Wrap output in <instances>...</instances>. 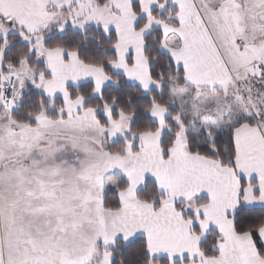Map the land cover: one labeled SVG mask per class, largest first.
<instances>
[{"label":"snow or ice","instance_id":"snow-or-ice-1","mask_svg":"<svg viewBox=\"0 0 264 264\" xmlns=\"http://www.w3.org/2000/svg\"><path fill=\"white\" fill-rule=\"evenodd\" d=\"M0 264H264V0H0Z\"/></svg>","mask_w":264,"mask_h":264},{"label":"rangeland","instance_id":"rangeland-1","mask_svg":"<svg viewBox=\"0 0 264 264\" xmlns=\"http://www.w3.org/2000/svg\"><path fill=\"white\" fill-rule=\"evenodd\" d=\"M209 95H211V93H209ZM197 108H198V110H201V111H203L204 109H203V105H197ZM207 111L208 112H214L215 111V108H208L207 109Z\"/></svg>","mask_w":264,"mask_h":264}]
</instances>
